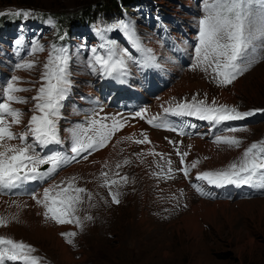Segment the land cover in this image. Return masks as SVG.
Listing matches in <instances>:
<instances>
[{
	"label": "rangeland",
	"instance_id": "obj_1",
	"mask_svg": "<svg viewBox=\"0 0 264 264\" xmlns=\"http://www.w3.org/2000/svg\"><path fill=\"white\" fill-rule=\"evenodd\" d=\"M103 1L105 0H0V29L6 36L5 39L0 38V66L4 67L6 59H13L8 73L0 71V84L16 75L23 81L19 86L31 89L20 95L25 98H29V94L36 95L43 63L52 45V32L57 30L50 26V17L38 20L33 16L40 15V12L66 16L79 12L82 7L91 6L102 9ZM131 2L129 7L122 3L121 6L126 7L129 12L128 15H121L116 22H133L142 45L151 49L157 59H161L162 65L165 62L172 64L169 69L163 65L166 70L164 72L169 77L168 84L163 85L158 94L168 85L172 89L187 79L189 83L199 85L195 89H183L169 94L165 99L175 103L183 98L198 95L240 111L259 109V112L244 120L228 122L227 126L235 122L238 129H241L230 133L242 141L239 148L217 145L199 137L178 140L181 142V146L177 143L181 152L189 153L186 158L190 163L200 161L190 177L201 171L225 167L238 160L251 143L264 139V60H260L249 71L225 86L219 85L213 76L211 78L210 75L199 71L184 70L183 67H178V60L171 52L172 45H180L177 51L181 54H184L185 50L191 51V46L184 44V41L186 42L188 37L194 38L198 21L204 14L203 0ZM114 8V12L120 14V6L118 5V9ZM17 12H27L29 15H15ZM4 15H15L19 19L14 25L3 27L6 24ZM20 23V26H16ZM92 32L96 36L100 34V30ZM117 38L126 41L121 31L115 35L114 42L118 48L128 50ZM18 39L23 41L20 46L15 43ZM91 40L93 38L89 37V44L94 42ZM81 41L80 37L71 40L70 92L76 93V96L78 91L80 94L94 93L90 82L94 80H91L90 69L86 66L88 59L84 57L86 52L80 54ZM37 42L45 51L31 55V50ZM102 42L103 40L99 39L96 47L101 52L103 50L99 45ZM25 60H36L38 63L33 70L15 69L18 62ZM129 66L135 73L131 61ZM76 74L86 78V88H75L73 81L78 78ZM135 75H129L132 83L141 80L139 74ZM127 91L130 92L131 89ZM67 97H71L70 94ZM148 97L151 96L148 95L146 99ZM143 102L149 105L150 102L154 103L152 97ZM70 103L67 101L64 106L66 112L61 113L58 121L59 131L65 125L64 120L69 119L68 112L78 113ZM14 106L24 112V124H21L23 130L32 114V103ZM125 120L126 126L113 136L107 147L96 150V154L88 156L87 160L82 159L67 170L61 171L48 183L49 186L51 183L76 177V185L92 194L91 200L85 194L84 202L78 206L77 215L83 223L82 229L68 224L58 225L52 220L46 224L42 214L43 208L36 202L33 203L25 197L27 204L24 199H18L23 201L22 205L8 198L9 203L6 205L14 208V211L18 209L20 215L24 214L22 216L26 222L22 221L17 211L5 212L4 216L18 214V220L12 221L7 227H0V235L34 246L37 249L36 255L43 258V264H264V194L250 198L203 199L189 188L179 171H174L176 176L173 179L154 175L152 164L163 160L158 156L146 155L152 150L163 154L165 167L166 161L170 160L173 169L179 168V157L174 150V144L170 143L177 141L176 137L170 132L149 128L148 131L140 121L132 123ZM75 121L71 128H67L69 136V130L80 125ZM142 132L148 133L151 143L136 144L122 139L133 134L136 139L142 138ZM117 140H121V143L117 144ZM124 160L130 163L124 164ZM117 164L121 167L117 168ZM102 172L108 174L109 180L124 176L128 178L126 183L121 181L111 189L119 191V204L112 202L110 189L101 186L104 179ZM178 195L186 199V206L181 205ZM16 204L23 207L17 208ZM31 204L39 206L38 209H30L28 205ZM89 215L92 220L84 219ZM73 231L77 235L72 238L73 243L69 244L61 233Z\"/></svg>",
	"mask_w": 264,
	"mask_h": 264
},
{
	"label": "snow or ice",
	"instance_id": "obj_2",
	"mask_svg": "<svg viewBox=\"0 0 264 264\" xmlns=\"http://www.w3.org/2000/svg\"><path fill=\"white\" fill-rule=\"evenodd\" d=\"M202 10L204 14L198 21V44L195 47L193 70L197 68L204 72L210 70L216 82L225 86L249 71L260 60H264V0H203ZM21 14L29 15L27 12L15 13V15ZM112 29H118L124 34L128 42L142 54V60H134L127 49H120L114 41L105 39L104 33ZM100 36L103 42L99 48L103 52L93 47L86 65L92 74L120 80L129 75L130 61L141 64L143 67H161L152 50L143 47L130 22L121 20L111 28L102 30ZM15 43L20 46L23 41L18 39ZM44 51V47L37 42L30 54L35 55ZM70 60L67 48L52 44L47 59L43 63L36 95L30 98L20 95L31 89L19 86L23 83L19 76L13 75L0 84V195L25 194V185L32 182H46L58 169L75 161L77 157L87 160L88 155L93 151L107 147L113 136L126 126L127 121L124 118L102 117L96 112L86 120V123L69 130L71 155L62 152L39 154L38 148L45 149L51 145L63 143L59 134L58 121L61 118L63 101L72 88ZM37 63L36 60H25L17 63L15 67L18 70H33ZM29 102L32 103L30 110L32 114L24 129L16 131L15 126L24 124V112L14 105ZM163 112L174 116L196 117L214 125L226 121L244 120L255 114V111H240L226 104H217L215 100L209 104L206 100H198L195 96L191 100H183L175 102L172 106L163 107ZM146 113L147 109H142L136 112L135 116L146 119ZM147 123L157 128L178 131L157 115L148 118ZM238 131L241 129H227L229 133ZM179 132L181 135L184 134L183 130ZM140 135L141 139H136L134 134L122 139L136 144L151 143L146 133L142 132ZM214 142L229 148H239L242 143L235 135L217 136ZM116 143H121V140H117ZM170 143L174 142L170 141ZM85 153L87 155H82ZM146 155L163 159V154L154 150ZM176 155L179 157L181 167L174 170L171 166L172 162L166 161L165 177L174 178L173 172L179 171L188 178L190 170L197 168L200 161H192L188 167H184L185 158L189 153L181 152L177 148ZM123 163L128 164L130 161L124 160ZM43 165L49 167L41 170ZM116 167L119 168L121 165L117 164ZM158 167L161 168V172L164 171L163 166L158 165ZM101 176L104 178L101 186L109 188L112 202L119 204V191H111V189L121 181L126 183L128 178L124 176L120 181L109 180L108 174L103 172ZM195 179L216 187L247 185L264 189V139L251 143L244 149L238 160L220 169L198 172ZM192 186L204 195L200 187L196 184ZM14 190L17 191L14 192ZM27 194L44 209L43 216L46 220H52L58 225L74 224L78 228H83V223L77 215L78 206L84 202L85 194L89 200L92 199V194L87 189L76 185V177L51 183L41 192L33 191ZM20 206L16 204L17 208ZM84 219L92 220V217L89 215ZM16 220H18V214L0 215V227H7ZM61 235L67 239V243L72 244V238L77 233L73 231L61 233ZM36 252L37 249L32 245L0 236V264H43V258L36 255Z\"/></svg>",
	"mask_w": 264,
	"mask_h": 264
},
{
	"label": "bare ground",
	"instance_id": "obj_3",
	"mask_svg": "<svg viewBox=\"0 0 264 264\" xmlns=\"http://www.w3.org/2000/svg\"><path fill=\"white\" fill-rule=\"evenodd\" d=\"M163 65H165L168 69H169V67H171L172 66V64L170 63V62H165V63H163ZM82 67V66H81ZM167 76V75H166ZM76 77H78L77 79H74V81H73V83H75V88H77L78 90L80 89V88H83L84 89V87H82L81 85H83L84 84V82H85V80L84 79H86V78H83V75H80V74H76ZM168 77V76H167ZM169 78V77H168ZM184 79V78H183ZM84 80V81H83ZM187 80V79H186ZM186 80H184L180 85H178L177 87L176 86H174L172 89H171V86L170 85H168L167 87H165L164 89V91L163 92H161L159 95H160V97L161 98H165L166 96H168L169 94H174V92H180L181 90H183V89H191V88H193V89H195L199 84H194V83H189L188 81H186ZM131 81V80H130ZM131 85L133 86V83H132V81H131ZM85 86H88V85H85ZM170 86V87H169ZM196 91V90H195ZM90 93V92H89ZM77 95L79 96L80 95V93H79V91H78V93H77ZM147 99H151V97H148ZM156 101V100H155ZM68 118L69 119H72L73 118V114L72 113H70V112H68ZM156 130V129H155ZM195 140V139H194ZM195 142V141H194ZM130 145V144H129ZM202 147V146H201ZM131 149V148H130ZM129 152V151H128ZM96 154V153H95ZM98 160V159H97ZM48 186V184H46L44 187H47ZM43 187V188H44ZM43 188H39V191L41 190V189H43ZM27 200V199H26ZM25 200V198H24V200L23 201H26ZM23 201H20V203H22V205H24L23 204ZM7 203H9V200H8V198L7 197H2V196H0V210H3V209H5L4 210V212H0V214L2 213H5V212H7V213H12V212H16L17 211V213L19 214V216H20V218H22V221L24 222H26V219L22 216V215H24V214H22V215H20V213H19V211H18V209H16V211H14V208H9L8 207V205H6ZM4 205H6V207L4 206ZM8 207V208H7ZM21 208L23 207V206H20ZM28 207L31 209V208H35L34 210H36V209H38V207L39 206H35V205H33V204H31V205H28ZM33 212V211H32ZM30 214V213H29ZM4 215V214H3ZM21 221V222H22ZM11 225V224H10ZM39 225V224H38ZM30 226V225H29ZM40 228V227H39ZM48 229V228H47ZM48 231V230H47ZM47 233V232H46Z\"/></svg>",
	"mask_w": 264,
	"mask_h": 264
},
{
	"label": "trees",
	"instance_id": "obj_4",
	"mask_svg": "<svg viewBox=\"0 0 264 264\" xmlns=\"http://www.w3.org/2000/svg\"><path fill=\"white\" fill-rule=\"evenodd\" d=\"M122 3H125L127 6L130 5L132 2V0H120ZM118 2L117 0H105L102 2V11H107V12H114L113 9H115L114 7H117L118 9ZM81 12V14H86V15H90V14H94V9H92L91 7H82L81 10H79ZM55 15V14H52ZM77 16V15H76ZM72 18V17H71ZM70 18V19H71ZM90 20H92V18H89Z\"/></svg>",
	"mask_w": 264,
	"mask_h": 264
},
{
	"label": "built area",
	"instance_id": "obj_5",
	"mask_svg": "<svg viewBox=\"0 0 264 264\" xmlns=\"http://www.w3.org/2000/svg\"><path fill=\"white\" fill-rule=\"evenodd\" d=\"M81 86L84 87V88H86L85 87V82ZM64 124H65L64 125L65 127L66 126H70V124H69V122L67 120L64 121ZM161 160H163V161H160L158 163L156 162V163H153L152 164V171H153L154 175H156L155 173H158L159 172V173H161L160 176H158V175H156V176L166 178L165 175H164V173L167 171V167H165V165H164V156H163V159L161 158ZM158 165L164 167V171L163 172H161V168L158 167ZM175 176H176V174L173 172V177H175ZM166 179H169V178H166ZM171 179H173V178H171ZM178 196H180L181 205H185L186 206V199L183 196H181V195H178Z\"/></svg>",
	"mask_w": 264,
	"mask_h": 264
},
{
	"label": "crops",
	"instance_id": "obj_6",
	"mask_svg": "<svg viewBox=\"0 0 264 264\" xmlns=\"http://www.w3.org/2000/svg\"><path fill=\"white\" fill-rule=\"evenodd\" d=\"M25 198V197H24ZM24 198H9L11 201H14V202H20V200H18V199H24ZM12 199H14V200H12ZM28 199H30V200H32L31 198H28ZM33 201V200H32ZM27 204H28V201L26 200L25 201ZM35 201H33V203H34ZM44 211V210H43ZM43 211H42V214H43ZM46 224L49 222V220H46L45 219V221H44Z\"/></svg>",
	"mask_w": 264,
	"mask_h": 264
}]
</instances>
